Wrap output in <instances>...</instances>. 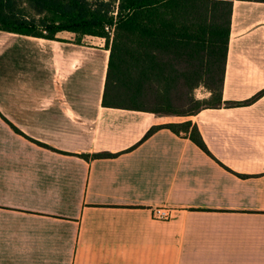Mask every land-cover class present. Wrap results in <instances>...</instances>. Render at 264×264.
I'll return each instance as SVG.
<instances>
[{"label": "crops", "instance_id": "obj_1", "mask_svg": "<svg viewBox=\"0 0 264 264\" xmlns=\"http://www.w3.org/2000/svg\"><path fill=\"white\" fill-rule=\"evenodd\" d=\"M57 37L0 31V264H264V95L187 117L104 107L111 45ZM263 91L264 2L234 0L223 100ZM187 121L211 155L145 139Z\"/></svg>", "mask_w": 264, "mask_h": 264}, {"label": "trees", "instance_id": "obj_2", "mask_svg": "<svg viewBox=\"0 0 264 264\" xmlns=\"http://www.w3.org/2000/svg\"><path fill=\"white\" fill-rule=\"evenodd\" d=\"M233 1L0 0V31L56 41L61 32L76 34L79 42L105 38L111 47L104 107L187 117L207 108L249 106L264 95L223 100ZM107 28L113 29L112 42ZM200 86L210 92L206 101L194 95ZM158 129L184 135L211 155L191 121L154 127L145 139Z\"/></svg>", "mask_w": 264, "mask_h": 264}, {"label": "rangeland", "instance_id": "obj_3", "mask_svg": "<svg viewBox=\"0 0 264 264\" xmlns=\"http://www.w3.org/2000/svg\"><path fill=\"white\" fill-rule=\"evenodd\" d=\"M110 41L112 42V39H113V34H110ZM195 97L199 100H203V101H206L208 100V98H210V92L209 90L204 87V86H200L198 87L196 90H195ZM187 107V106H186ZM189 109L191 108H194V105L193 104H190L188 106Z\"/></svg>", "mask_w": 264, "mask_h": 264}, {"label": "built area", "instance_id": "obj_4", "mask_svg": "<svg viewBox=\"0 0 264 264\" xmlns=\"http://www.w3.org/2000/svg\"><path fill=\"white\" fill-rule=\"evenodd\" d=\"M110 34H113V29L107 28ZM170 213L169 211L165 209H157L154 211V217L159 220H167L170 218Z\"/></svg>", "mask_w": 264, "mask_h": 264}]
</instances>
